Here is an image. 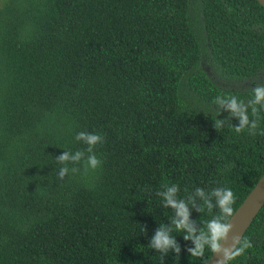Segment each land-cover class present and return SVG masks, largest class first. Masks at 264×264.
Returning <instances> with one entry per match:
<instances>
[{
    "label": "trees",
    "instance_id": "1",
    "mask_svg": "<svg viewBox=\"0 0 264 264\" xmlns=\"http://www.w3.org/2000/svg\"><path fill=\"white\" fill-rule=\"evenodd\" d=\"M257 84V0H0V264H208L176 230L179 255L151 248L173 216L155 193L226 186L237 211L264 174V111L255 135L215 129L213 101ZM79 131L104 136L102 165L59 180ZM244 237L229 264H264V207Z\"/></svg>",
    "mask_w": 264,
    "mask_h": 264
},
{
    "label": "clouds",
    "instance_id": "2",
    "mask_svg": "<svg viewBox=\"0 0 264 264\" xmlns=\"http://www.w3.org/2000/svg\"><path fill=\"white\" fill-rule=\"evenodd\" d=\"M252 98L247 102L240 100L235 95L217 96L213 104L216 106L218 116L220 110L229 112L227 119H215V129L228 126L231 119H238V126H230L236 133L247 130L249 134L255 135L261 119L260 113L264 111V84H257L252 88ZM251 111V118L249 116ZM264 135V132H261ZM77 142H82L87 147L83 150L74 152L65 150L63 154L56 157V161L61 167L57 176L63 180L66 175L80 171L77 167L69 168L68 165H78L84 162L85 172L89 169L95 170L102 165V160L95 154L97 144L103 143L104 136L100 133H89L79 131L75 135ZM162 190L157 191L155 195L161 198L162 206L171 209L173 212L170 223L160 224L150 239L149 245L153 250L159 252L161 256L169 251L177 255L181 252V247L176 240V236L171 233L173 230L183 233L185 241H191L193 247L187 248L190 256L204 257L205 249L208 248L213 254L220 257L216 264H229L230 261L243 255L245 251L252 247L251 241L240 235H233L229 243V233L233 230L230 218L234 215L233 204L236 202V196L232 189L226 186L213 188L206 192L203 188L197 187L188 194L186 198H180V188L177 184H164ZM202 202V205L198 203ZM214 201V203H213ZM205 208L211 212L213 208L219 209V214L207 221L204 226L197 227V222L191 218L192 209L204 213ZM207 264V261H204Z\"/></svg>",
    "mask_w": 264,
    "mask_h": 264
},
{
    "label": "water",
    "instance_id": "3",
    "mask_svg": "<svg viewBox=\"0 0 264 264\" xmlns=\"http://www.w3.org/2000/svg\"><path fill=\"white\" fill-rule=\"evenodd\" d=\"M264 7V0H257ZM264 207V174L258 181L254 189L250 192L241 206L230 218V223L233 225L232 232L229 233V243L233 235L245 236L246 232L252 225L255 218ZM216 254H213L208 264H216L219 259Z\"/></svg>",
    "mask_w": 264,
    "mask_h": 264
}]
</instances>
